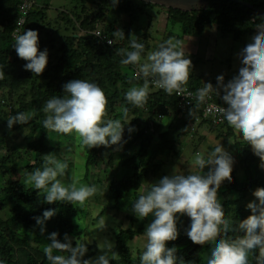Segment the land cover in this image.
<instances>
[{"label":"trees","instance_id":"obj_1","mask_svg":"<svg viewBox=\"0 0 264 264\" xmlns=\"http://www.w3.org/2000/svg\"><path fill=\"white\" fill-rule=\"evenodd\" d=\"M243 1L252 4L253 7L230 0H208L205 8L185 11L143 0H119L115 4L116 9L120 13L127 14L129 18L123 30L125 36L113 40L116 37L115 27L113 22L108 20L112 0H79L80 7L75 6L70 12L61 11V17L51 22L50 18H47L49 4L45 1L40 4L34 0V4L24 16L19 34H23L28 29L37 30L40 51L48 50L47 66L38 77L24 68L28 61L19 58L14 47L13 30L21 15L20 0H0V66L5 71L4 79L0 80V119H8L17 112L35 111L36 115L30 123V129L36 137L27 144L28 149L33 153V161L29 160L26 164L27 173L34 172L37 168L42 170L44 156L49 151L55 154L58 151L57 147L48 144L49 131L43 127V120L46 118L43 108L46 102L53 97L66 95L63 93V85L66 82L73 79H87L98 83L104 89L111 113L118 104L122 105V108L129 109L128 115L133 118L131 124L134 130L124 138L123 141L126 143L123 142L122 146L136 147V150L125 158L131 170L119 179L112 177L106 183L110 201L106 208L98 213V217L107 209H118L125 193L132 191L135 196V191L141 183L156 171L157 165H154L153 158L164 152L171 153L176 149V145H182L183 137L187 136L186 120L176 116L171 117L172 111L176 110L178 105L175 93L166 94L162 89L154 86L149 79L148 102L143 107L137 108L125 99V93L133 86H142L145 79L142 74L136 73L137 65H123L120 62L126 58L119 54L120 49L133 50L129 36L130 25L135 21V15L141 13L146 6L158 5L165 8L167 19L172 24L181 25L183 34H200L206 26H215L221 37H230L238 41L255 31L258 24L264 23V14L257 10H264V0ZM47 27L50 28L49 32L46 31ZM95 30L111 38L113 44L107 45L105 41L94 35ZM53 34L57 37H53ZM137 37L138 42L145 45L142 53L144 58L149 49V34L144 31L142 38ZM186 85L193 90L204 86L200 85V81L192 75ZM213 94L216 101H223L222 89L220 96L216 92ZM194 105L195 102L192 106ZM202 107L203 104L199 109L193 108V110L201 112ZM164 117H171V121L166 130L159 132ZM157 134H159L158 143L154 142ZM235 146L243 176H236L233 170L232 181L225 180L222 183L219 196L226 218L238 222L251 214L245 211L244 201L251 191L257 187H264V169L260 168L259 157L246 142H237ZM83 148L86 153L87 168L102 161L100 157L102 146L92 149ZM108 159L111 162L110 156ZM7 160L8 158L0 157L1 175L8 174ZM44 196V192L38 193L34 186H28L20 179L8 178L3 182L0 188V210L6 214L5 218L0 217V261L3 264H50L41 246L45 247L46 243L51 242L48 237L52 232L59 233L58 239L61 242H64V234L67 233L73 238V246L76 244V237L82 243L87 242L86 229H78L73 223L80 210L79 206L67 202L48 204L44 202ZM46 209H56L57 212L51 219L45 221L43 225L45 231L42 234L40 231L42 226L38 225L34 218L42 217ZM127 217L130 221L126 227H121L114 236V250L119 253V259L110 261V264H140L139 258L144 249L141 253L137 251L133 254L129 242L135 235L143 232L147 218L139 220L133 215ZM190 222L187 215L180 216L179 236L175 241H170L168 246H176L177 255L183 257L186 264L187 262L207 264L215 242L204 246L194 244L186 234ZM31 230L35 231V235L25 236L26 232ZM230 235L235 234L230 233ZM43 237H46L48 242H45ZM30 240H34L36 245H31ZM87 247L88 252L84 259H89L96 251L95 243H89ZM54 254L64 253L54 250Z\"/></svg>","mask_w":264,"mask_h":264},{"label":"clouds","instance_id":"obj_2","mask_svg":"<svg viewBox=\"0 0 264 264\" xmlns=\"http://www.w3.org/2000/svg\"><path fill=\"white\" fill-rule=\"evenodd\" d=\"M118 2L112 0L113 5ZM256 28L258 31L252 37V42L239 53L243 66L239 68L238 74L227 83L224 76L219 75L216 86L205 83L194 97L185 87L193 70L192 61L186 55V45L172 35L157 50L148 54L147 61L141 63L145 45L138 42L134 33L131 34L129 38L133 50L120 49L119 54L126 57L120 62L123 65H137L145 79L142 86L131 87L125 93V99L137 108L143 107L148 102L151 79L168 95L176 93L188 100L194 98L195 105L189 109V115L194 117L193 108L199 109L206 98H211L212 92L220 96L222 89V100L227 106L215 107L214 112L223 117L221 122L226 120L242 136L259 157L260 168L264 169V23L258 24ZM114 35L121 39L125 36L121 29L115 30ZM14 41L18 57L28 61L24 68L39 77L47 66L48 50L40 51L38 31L28 29L16 35ZM107 42L113 44L111 39ZM4 77L5 71L0 66V80ZM63 93L66 95L53 97L46 102L43 108L46 114L44 129L64 135L74 133L79 145L87 149L122 146L125 125L133 119L128 120L127 107L122 108L121 119L108 118L109 101L104 89L87 79L66 82ZM35 115V111L17 112L7 119L8 127L11 129L15 123L26 125ZM133 130L134 126L128 128L129 133ZM229 143L233 144V141L229 140ZM233 164L234 157L220 143L207 154H195L190 167L198 168V172L181 174L174 170L173 174L163 176L132 202L131 210L137 219L144 220L150 215L153 217L144 230L146 244L139 258L140 264H177L178 261L179 264H186L183 257L177 255V247L168 246L170 241H175L179 236L178 222L183 215L190 218L186 234L194 244L204 246L215 242L207 264H264V187H257L253 191L256 200L247 204L251 214L238 222L226 218L221 203L219 189L225 180L232 181ZM206 166L209 169L205 173ZM68 168L67 158L61 161L47 154L44 156L43 169L37 168L29 173L25 183L33 185L38 193L43 190L44 202L48 204L67 202L84 207L99 189L94 184L89 186L80 183V178L75 176L70 183H63L58 177H63ZM56 212V209H46L42 217L34 218L42 226V234L45 221L56 215ZM74 220L82 228L77 217ZM106 228V220L102 218L98 230ZM58 236V232L50 233L48 239L51 242L43 248L50 264H110V261L119 259V253L114 250L115 242L107 237L97 244L101 255L95 259H84L91 240L82 243L76 237L73 246V238L67 233L64 234V242ZM54 250L64 254H54ZM0 264L3 262L0 261Z\"/></svg>","mask_w":264,"mask_h":264},{"label":"rangeland","instance_id":"obj_3","mask_svg":"<svg viewBox=\"0 0 264 264\" xmlns=\"http://www.w3.org/2000/svg\"><path fill=\"white\" fill-rule=\"evenodd\" d=\"M37 1L40 4H42L43 1L49 4L47 18H50V22L60 18L61 11L70 12L73 7H80L79 0ZM162 11L165 12V8L159 7L158 5L146 6L143 8L141 13H137L135 15V21H133L132 25H130L131 34L134 33L136 36H139V38H142L144 31L149 34V49L146 52V56L144 58L142 57L141 63L147 61L148 54L157 50L158 46L163 41L167 40L170 36L175 35L176 38L180 39L186 45V55H188V58L191 59L193 64L192 71L197 74L203 73L206 77H218L219 75H223L226 77L227 81L234 77L233 65L235 51L242 48L244 44L247 45L249 42H252L251 36H246L240 41H234L230 37H220L219 32H216V37L211 39L208 36H210L209 33L213 31V29L206 27L204 29L205 38L200 39L201 41L199 40V42L197 41V37L184 36L181 25L176 23L172 24L168 19L163 17ZM73 18L75 19V16H73ZM128 18L127 14L118 12L116 5H110L108 20L113 22L115 30H124L128 24ZM113 20H115V22ZM64 26L65 25L63 24V27ZM49 29L50 28L47 27L46 31L49 32ZM53 37H57V35L53 34ZM117 38L118 37H114L113 40ZM211 42L212 44L213 42H216V44L210 47L209 44ZM196 57L199 58L197 61ZM29 111L33 110H28L27 112ZM121 117L122 105L118 104L112 113L108 107V118L121 119ZM128 120H131L130 115H128ZM31 121L32 120H30L26 125L15 123L10 129L7 124V118L0 119V157L8 158L6 161L8 174H0V188L3 182L8 180V178L20 179L24 184H26L25 181L27 179V175L29 174L26 170V164L29 160L33 161V153L28 149L27 144L30 140L36 137L35 133L30 129ZM170 121L171 117L162 118L161 129L159 132L166 130L169 127ZM129 127H132L131 121L129 124L125 125L122 143L124 138L132 133H129ZM48 131L50 139L48 144L58 148L57 154L51 151H49L48 154L55 156L61 161L67 158L69 165L66 174L63 177H58V179H60L63 183L68 184L71 182L72 177L75 176L80 178V183L89 186L94 184L99 189L97 194L86 201L84 207L78 205L80 210L76 217L80 221L82 228H80V226L73 219V223L78 229H86V241L91 240V243L96 244V251L93 256L90 257L92 259H95L102 254L101 250L97 247L99 240L107 237L109 240L115 242L114 236L117 230L121 227H126L130 221L127 216H135L131 210L132 202L137 199L143 191L150 189L152 184L157 182L163 176L173 174L174 170L181 174L198 172V168L190 167L194 156L197 153L194 151L195 147L199 152H203L205 154L208 153L206 150L209 152L212 150L211 146H205L209 140L206 142H200L201 147L197 145V142L190 141L193 139L195 133L190 139L188 138L189 136H186L187 139L184 137V139H182V145H176V149L174 151L171 153L164 152L153 158L154 165H157L155 168L156 171L149 175L148 179L141 183L135 191V196H133L132 191L130 193H125L121 199L122 201L118 209H107L103 215L98 217V213L103 208H106L108 202L110 201L106 183L112 177L119 179L131 170V166L126 164L125 158L129 156V154H132V152L136 150V147H127L126 145H111L110 147L102 146L103 150L100 153L102 161L97 165H90L87 168L85 165V150L77 142L74 133L71 135H64L51 130ZM232 138V136H229L227 139L232 141ZM224 139H226V135L224 137H214L211 139L212 146L215 147L221 143V145L226 149L228 144L223 143ZM154 142H159V134L155 136ZM11 151H13V153H10ZM109 156L112 159L111 162H109ZM11 167L14 168V170H12ZM208 169L209 166H206L204 172H207ZM233 170L235 171L236 176H238L239 171L235 168ZM26 185L33 186L29 184ZM253 191L248 194L244 201V207L247 213H251L250 209L247 208V204L256 200L253 196ZM41 192L44 191L41 190ZM5 216L6 214L4 211L0 210V217L5 218ZM102 218L106 220L107 228L100 231L98 230V227L99 221ZM152 219L153 217L151 215L147 217L144 230L146 225L150 223ZM144 230L141 234L135 235L129 242L133 254L137 251L141 253V250L144 249V245L146 244ZM26 233L27 235L24 234L25 236L29 235L30 237H33L35 235L34 230ZM43 239L45 242L47 241L46 237H43ZM30 244L36 245L34 240H30ZM42 248L44 247L41 246V249Z\"/></svg>","mask_w":264,"mask_h":264},{"label":"crops","instance_id":"obj_4","mask_svg":"<svg viewBox=\"0 0 264 264\" xmlns=\"http://www.w3.org/2000/svg\"><path fill=\"white\" fill-rule=\"evenodd\" d=\"M162 13H163V17L167 19L166 13L164 11H162ZM206 27H210L211 29H213V31H211L209 33L210 36H208V37H210L211 39H214L216 37V32H218L217 29H216V27L215 26H206ZM204 29H203V31L200 34H184V36H186V37L187 36L188 37H197V39H198L197 41H199L200 39L205 38V36H204ZM257 31L258 30L256 29L255 31H253L252 33L247 34L246 36L253 37L257 33ZM246 36H244V37H246ZM242 39H240V40H242ZM240 40H238V41H240ZM215 44H216V42L215 43L213 42V44L211 42L209 44V46L211 47V46H213ZM244 47H246V44H244L242 48H239V50L235 51V54H234L235 55V57H234V65H233L234 76L239 72V68L243 66L241 64V57L239 56V53L241 52V50ZM197 53H198V50H197ZM198 59L199 58L196 57V61ZM191 75L193 77L197 78L200 81V85L201 84L204 85L205 83H209V82L212 83L214 86H216V84H217V76H215V77H206L205 75H203V73L197 74L194 71H192ZM224 80H225V83L228 82L226 80V77L225 76H224ZM194 133H195L194 134V137L190 141L197 142V145L199 147H201L200 146V144H201L200 142H206V141L209 140L207 142L208 145L205 144V146L206 147H210L211 146V148L214 147V146H212L211 139H213L214 137H221V136L224 137L226 135V139L223 140V143L228 144L226 150L234 157L233 169L235 168V169H237L239 171V173H238V176L239 177L240 176H243V170L241 168H239L240 163H239L238 151H237V148H236L235 144L237 142H245V141L243 140L242 136L238 132H236L231 126H229L227 124L226 121L223 124H220V125H211L208 122H203V123L199 124L196 127V131ZM186 134L188 136V133H186ZM229 136H232L233 137L232 138L233 144H230L229 143V140L227 139V138H229ZM184 137H185V139H187L186 136H184ZM184 137H183V139H184ZM194 151L195 152H199L196 147H195V150ZM206 151L209 152L208 150H206Z\"/></svg>","mask_w":264,"mask_h":264},{"label":"built area","instance_id":"obj_5","mask_svg":"<svg viewBox=\"0 0 264 264\" xmlns=\"http://www.w3.org/2000/svg\"><path fill=\"white\" fill-rule=\"evenodd\" d=\"M33 4H34V0H20L19 7H20L21 15L18 17V19L16 21V26L13 30V37H15L16 35L19 34L20 27L24 22V16ZM95 33H99L100 35L99 36L96 35V36L101 38V40L105 41V43L107 45H110L107 41H108V39H111V38H109V37L107 38L99 30H95ZM136 73L140 74L137 70H136ZM152 84L154 86H156L154 83H152ZM185 87L188 89V91L193 93V97L195 96L197 90L200 89V88H198L196 90H193L190 87H188L187 85H185ZM175 95L178 98V105H177L176 110L172 111L171 117L176 116L178 118H183L186 120V130H187L189 138L193 137V134L196 131V127L203 122H208L211 125H220L226 121L225 120V121L221 122L223 120V117L216 114L213 109L215 107H218V106H220V107L225 106L226 107L227 105L224 104V101H222V102L216 101L214 98L213 92L210 94L211 95L210 99L206 98V102L203 103V107H202L201 112H194V117H191L189 115V109L192 106V104L195 102V99L193 98V99L188 100L184 95H177L176 93H175ZM8 107H10V106H8Z\"/></svg>","mask_w":264,"mask_h":264},{"label":"water","instance_id":"obj_6","mask_svg":"<svg viewBox=\"0 0 264 264\" xmlns=\"http://www.w3.org/2000/svg\"><path fill=\"white\" fill-rule=\"evenodd\" d=\"M147 2H151L158 5H163L166 7H172L175 9L185 10V11H192V10H199L205 8L208 4V0H143ZM234 2H238L243 4L247 7L252 8L253 5L245 2L243 0H230ZM260 13L264 14V10L257 9Z\"/></svg>","mask_w":264,"mask_h":264}]
</instances>
